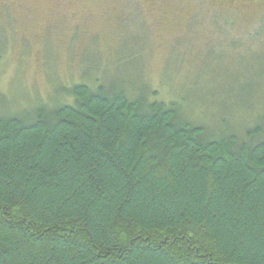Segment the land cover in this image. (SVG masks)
Masks as SVG:
<instances>
[{
    "label": "trees",
    "instance_id": "16d2710c",
    "mask_svg": "<svg viewBox=\"0 0 264 264\" xmlns=\"http://www.w3.org/2000/svg\"><path fill=\"white\" fill-rule=\"evenodd\" d=\"M109 79L0 111V264H264V87L196 113Z\"/></svg>",
    "mask_w": 264,
    "mask_h": 264
},
{
    "label": "rangeland",
    "instance_id": "374dc122",
    "mask_svg": "<svg viewBox=\"0 0 264 264\" xmlns=\"http://www.w3.org/2000/svg\"><path fill=\"white\" fill-rule=\"evenodd\" d=\"M58 2L0 0V111L52 105L60 86L109 78L164 101L188 96L194 112L199 94L251 103L264 87V0L225 9L220 0ZM230 111L232 127L248 114Z\"/></svg>",
    "mask_w": 264,
    "mask_h": 264
},
{
    "label": "flooded vegetation",
    "instance_id": "af4514ba",
    "mask_svg": "<svg viewBox=\"0 0 264 264\" xmlns=\"http://www.w3.org/2000/svg\"><path fill=\"white\" fill-rule=\"evenodd\" d=\"M43 1V0H42ZM46 2H50V3H59L58 0H45ZM64 1H71V0H64ZM76 1V4H79L80 2L82 3L83 0H73V2ZM189 3L193 2L194 0H187ZM236 1H241V2H244V3H247V4H252V1L253 0H220V7L222 9H225V8H228V7H232L235 5V2ZM249 6V5H248ZM221 10V9H219ZM221 11H227V12H231V9L230 10H221Z\"/></svg>",
    "mask_w": 264,
    "mask_h": 264
}]
</instances>
